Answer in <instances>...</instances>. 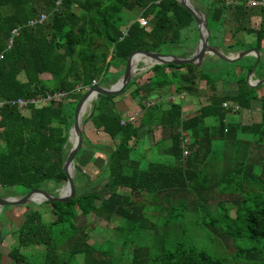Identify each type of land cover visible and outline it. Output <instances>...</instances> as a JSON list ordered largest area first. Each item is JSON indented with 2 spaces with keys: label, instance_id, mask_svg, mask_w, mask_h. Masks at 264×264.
Segmentation results:
<instances>
[{
  "label": "trees",
  "instance_id": "1",
  "mask_svg": "<svg viewBox=\"0 0 264 264\" xmlns=\"http://www.w3.org/2000/svg\"><path fill=\"white\" fill-rule=\"evenodd\" d=\"M57 1L0 0V190L12 189L8 195L19 196L17 187L23 189L21 195L35 189L56 195L66 182L62 166L70 149L73 107L84 89L92 81L114 84L134 51L173 54L169 49L180 45V32L196 27L176 0H60L56 7ZM206 1L198 10L206 15L210 45L211 28L220 35L227 19L233 21V38L244 31L248 15L244 0H235L231 11L228 0ZM41 14L47 17L43 24L28 26ZM139 16L146 19V28L136 21ZM246 31L255 33L259 49L264 26ZM227 49L235 51L237 46ZM253 63L249 60L235 72L231 83L235 93L222 95L216 86L219 81L227 84L221 80V67L153 66L132 78L120 95L130 89L133 99L142 100L136 124L127 120L121 124L119 96H98L84 124L89 121L112 146L89 143L84 126L82 137L85 150L105 155L107 197L86 188L65 203L46 202L55 217L50 223L38 210L26 213L14 232L17 246L8 253L10 264H114L113 246L119 242L123 264H264V151L257 154V149H264V95L258 102L255 88L245 83ZM200 82L205 84L206 103L185 116L178 98L183 94L197 98ZM60 92L66 98L29 105L24 113L8 103ZM170 92L175 99L165 108L146 102L152 95ZM224 102L243 110L257 103L260 121L241 124L230 119ZM156 129L166 161L152 159L154 147L143 154L136 149ZM182 134L189 139L187 157L182 156ZM81 178L77 174L74 184ZM21 207H5L2 213ZM91 214L109 225L117 219L110 227V232H117L115 240L90 242L87 228L78 220L85 222ZM187 219L204 227L225 250L230 243L234 253L226 252L227 259L211 257L179 239ZM175 227L182 234H176ZM251 242L262 245L245 247ZM35 248L41 250L32 251ZM1 259L0 253V264Z\"/></svg>",
  "mask_w": 264,
  "mask_h": 264
},
{
  "label": "rangeland",
  "instance_id": "2",
  "mask_svg": "<svg viewBox=\"0 0 264 264\" xmlns=\"http://www.w3.org/2000/svg\"><path fill=\"white\" fill-rule=\"evenodd\" d=\"M190 1L197 9L201 8V6L203 7L204 5L206 6L208 4V2L206 0H190ZM232 1L235 2V0H228L227 1L228 3H226L230 10L234 6ZM251 9L254 12L255 10H257V7H252ZM2 14H6L5 9L2 10ZM196 31H197V29L195 26H192L191 28L182 30L180 32V36H181L180 45L177 47H171L169 49V51L171 53H173L171 55L182 56V55H184V52L189 53L188 48L189 49L191 48L190 50H192L193 47H195L196 43L198 42V38H197L198 31L197 32ZM211 32H212V35L214 36V39L211 40V44H217L220 40V36L218 34L219 31L215 30L214 28H211ZM247 46H248L247 43L238 44L237 49L244 50V49L248 48ZM246 60H247L246 58H243L242 60H240L236 63L230 64V63H225V62L221 61L220 59H216L215 61H211L212 64L207 63L204 65V67L206 69H212L215 66L223 68V70L221 71V80H224V82H226L228 85L223 83L222 81H219L216 84L217 90H218V92L221 91L222 89H224L225 91H233L234 86L231 85V83L235 81V78H237V75H234V74H235V72L239 71V68L242 67V65H244ZM259 63L261 65L257 66V68H256V76L264 73V70H262V69H264V66L262 65L263 63H261V62H259ZM139 67H141L143 70L136 72L137 76H140L141 73L144 74L145 72H147L149 70V68H147V66H144L141 63L139 64ZM217 74H218V71L212 73V76L217 75ZM246 75H245V78H246ZM47 77H48L47 75L41 76L42 79H46ZM134 77H136V76H134ZM257 77H259V76H257ZM199 91H200L199 96L197 98H191L192 106L195 107L194 110H189L188 112H185L184 113L185 116L193 115L195 110H197L196 108H198V107H200L206 103L204 82H200ZM129 92H130V89L125 93V95L127 94V96H128ZM233 92H235V91H233ZM255 94L257 95V101L259 102V97L264 95V84L255 88ZM152 96H154L152 99L151 98L147 99L148 100V101H146L147 103L158 102V103L163 105L164 103L172 101L173 99H175V96H173L172 92H170V94H168L166 96H158V98L156 95H152ZM119 97H120V95H119ZM169 97H172V98L169 99ZM184 97H186V96H183V98ZM176 98H178V96ZM183 98H181V95H180L178 99H180V100L182 99V101H183L184 100ZM141 102H142V100H141ZM92 105L93 104L91 103L90 106L86 107L85 114L82 117V128L84 126V120L90 114ZM164 106H166V105H164ZM71 107H72V105H71ZM69 108H70V106H69ZM74 108H75V104H74L73 109ZM257 109H258V105H257V103H255L253 105L252 110L247 111L246 109H244L240 113L235 112V113H233L231 119H233L235 121L239 120L241 122V124H250L252 122H259L260 121V114L258 112L259 109L258 110ZM140 113H141L140 111L134 112L133 110H130L129 114H128L129 115L128 117L131 118L130 121H132L133 123L136 124V122L138 121L137 119L140 116ZM211 121H212V119H211ZM155 131L153 134H148L147 137L145 139H143L145 141L140 140L139 141L140 145L137 144L136 149L139 150V152H141L143 154L144 150H147L150 147H154L156 149V153H154L151 156L152 159L157 160V161H166L168 158L164 157V155L161 154L162 149H163V145L160 144V142H159L161 139V132L159 129H156ZM263 151H264V149H260V150L257 149V154H260V153L262 154ZM147 155H150V153H147ZM80 156H81V154L78 157H80ZM105 160H106L105 157L102 159H99L97 161V163L95 164L96 169L94 168L93 170H90L87 168L83 169L82 166H81L82 168L81 167L75 168V166H74V168H73L74 178L77 176V174H80L81 176H83V178H81L77 182V183H79L80 188L77 189L76 192L80 193V192H82L83 189L89 188L91 191L98 192L100 197H102V198L107 197L108 192H109V190H108L109 188L107 186V178L104 177L105 176L104 175V166H105V162H106ZM49 186L51 187V184ZM45 188H46V186H45ZM11 190H8V191L0 190V197H6V195L9 194V191L11 194V192H13ZM15 191L17 192V194L21 195L23 192V189L17 187V188H15ZM8 196L14 197L13 195H8ZM22 207L16 208V209L11 208V209H8L7 211L3 212V213H2V211L0 212V228H1V232H3L2 233L3 234V237H2L3 242L2 243L0 242V253L2 254V259H1L2 264H10V262H11L10 258H8V253L12 248H15L17 246L16 245L17 244L16 243V237L17 236L14 234V232H15L16 228L22 223L23 217L26 213H28L31 210H38V211L43 213V216H44V219L46 222L50 223V222L54 221L55 217L49 211V206L45 203H42L40 205L29 204L28 206H26V208H25V206L23 208ZM231 214H232V216L234 215L233 212ZM192 219L194 220L195 217L193 216ZM195 222L196 221H190L188 219L185 220L186 229H184V234L179 235L178 238L183 240L186 244L196 246L198 249L204 251L205 253H207L211 257H219V258L224 257L227 259L226 252H227L228 256H231L234 253L235 248L230 243L228 244L227 250H225V248L223 246H221V244L219 243V241L217 239L213 240V238H211V236H209L207 230L204 227H202L200 224H197ZM78 223L87 228V231L90 234V242H92V243H101L105 239H112V240L116 239L115 233H117V232H115V231H114L115 233L110 232V227L114 228V226L117 224V219H113V221L110 222L111 225H109V224H107V222L104 219H101L99 217H94L91 214L85 219V222L78 220ZM172 230H174L176 232V234H182L181 229L179 227H175ZM119 243H116L113 246V257H114L113 262H114V264L119 263L118 261H119L120 256H121ZM261 245L262 244L259 242H251L249 244H246L245 247L259 248V247H261ZM35 250L38 251L41 249L40 248L32 249V251H35ZM23 254H27V250H24ZM124 262H125L124 259H122V260L120 259L119 264H123ZM67 264H74V263L70 262ZM230 264H233V263H230ZM238 264H244V263H238Z\"/></svg>",
  "mask_w": 264,
  "mask_h": 264
},
{
  "label": "water",
  "instance_id": "3",
  "mask_svg": "<svg viewBox=\"0 0 264 264\" xmlns=\"http://www.w3.org/2000/svg\"><path fill=\"white\" fill-rule=\"evenodd\" d=\"M176 1L193 17L198 31V42L196 43L192 53L187 57H181L171 54H157L148 51H134L126 60L122 76L114 84L110 86L95 85L85 90L75 105L73 112V124L69 130L68 143L70 144V149L62 166V171L66 176L65 184L58 190L56 195L48 193L42 189H35L24 195L0 197V212L5 207L27 206L29 204L40 205L46 202L65 203L76 198L75 184L73 181V168L75 164V157L83 147L82 117L85 114L86 107L90 106L91 103L100 95L114 97L121 95L131 82L132 78L136 76V72L143 70L139 67L140 63L147 66L149 69L156 65H191L199 68L209 62L212 57L220 59L225 63L232 64L247 56H253L255 58V62L251 70L246 75L245 83L250 88H256L264 84V78L257 81L252 79L255 76L256 68L261 60L258 50L248 49L234 55H225L220 48L214 47L209 43L210 32L207 25L206 15L198 10L190 0ZM83 107H85V111L82 114ZM34 195L40 196V199L35 201L33 199ZM1 239L2 233L0 228V242Z\"/></svg>",
  "mask_w": 264,
  "mask_h": 264
},
{
  "label": "crops",
  "instance_id": "4",
  "mask_svg": "<svg viewBox=\"0 0 264 264\" xmlns=\"http://www.w3.org/2000/svg\"><path fill=\"white\" fill-rule=\"evenodd\" d=\"M249 1L250 0H244V7L246 8L247 13H248V15L246 17V20L244 22V26H245L244 31H239L237 34H235V38H233L232 37L233 36V21H231L230 19H227V21H225V24L223 25V32L219 35L220 38H222V39H220L217 44H212V46L220 48V50L225 55H234V54H237V53L241 52L242 49H237V50L233 51V50H230V49H227V48H230L233 45L237 46L238 44L247 43L248 44V46H247L248 48L244 49V50H248V49H256V50H258L259 56H260V59H261L260 62L263 63L262 65L264 66V39L261 41L260 48L258 49V48L255 47V45H256V43H255V35H254L255 33L248 34L247 31H246V29H251V30H254V31H258L261 26H264V6H257V5L249 6L248 5ZM254 1H260V0H254ZM226 3H228V2H226ZM232 3L235 5L236 2L232 1ZM252 7H257V10H255L253 12L252 9H251ZM231 10L229 9V11H231ZM229 17H230V15H229ZM194 48L195 47H193L192 50H194ZM244 50H242V51H244ZM189 53H190V50H189ZM245 58L247 59L246 63L249 60L251 62L255 61V58L253 56H247ZM216 59L217 58L212 57V58H210V61H215ZM262 70H264V69H262ZM166 72H168V70H166ZM257 76H259V77H257ZM257 76H256V72H255V76L252 79L254 81L262 79V78H264V73L261 74V75H257ZM133 89L134 88H132L131 91H133ZM233 91H235V87H234ZM233 91H225L224 89H222L221 91H219V94L222 95V94H226V93H230V94L235 93ZM168 94H170V93L164 94L163 96H166ZM184 96H186V97L183 98L184 99L183 101H182V99L181 100L179 99L181 101L182 105H183V113L188 112L189 110H194L195 107L192 106L191 97H189L187 95H184ZM170 98H172V97H169V99ZM140 103H141V100L133 99L130 96V92H129L128 96H127V94L126 95L123 94L122 96H120V97H118L116 99L117 109L121 113L122 119L127 120V121H130V119H131V118L128 117L129 116L128 114H129L130 110H133L134 112L135 111H140L141 112ZM167 104H168V102L164 103L163 107H164V105H167ZM247 111H249V110H247ZM258 112H259V110H258ZM232 115L233 114L229 115L230 119L232 118ZM83 132H84V136L87 139V141L89 143L93 144V145L98 144V145H105V146H109V147L112 146L110 139L107 136L101 135V133H99V132H95L94 127L90 124L89 121L84 124V131ZM104 156H105L104 154H101L99 152H95L93 150H87V149L85 150V148H84L83 153L76 160L77 167L80 168L82 166L83 169L87 168V169L93 170L96 167L95 164L97 163V161L99 159L104 158ZM79 188H80L79 183H76L75 184V189L77 190ZM83 190H85V189H83Z\"/></svg>",
  "mask_w": 264,
  "mask_h": 264
},
{
  "label": "built area",
  "instance_id": "5",
  "mask_svg": "<svg viewBox=\"0 0 264 264\" xmlns=\"http://www.w3.org/2000/svg\"><path fill=\"white\" fill-rule=\"evenodd\" d=\"M60 5V0H58L55 4L56 7H58ZM249 6H264V0H260V1H254V0H250L249 1ZM47 17L45 14H41L38 16V18H35L33 20H30L28 22V26H35L37 24H43L46 21ZM136 21L139 23L140 27L142 28H146L147 26V21L145 18L139 16ZM14 35L17 34L16 30H13L12 32ZM9 44H11V41H9ZM97 85L96 81H92V86ZM90 87V88H91ZM89 88H85L84 90H87ZM80 90L79 87L76 88V91L78 92ZM65 93H56V94H49L46 93L45 95H38L36 97L33 98H29V99H16V100H11L10 102H8L10 105H13L14 107H16L21 113H24L25 111H27V108L30 106H39V105H44V104H48L49 102H51L52 100H59V99H64L66 98ZM184 96V94H183ZM183 96L181 95V98H183ZM153 104V103H151ZM3 107V103L0 102V121H1V109ZM222 107L225 110H228L231 114L235 113V112H241L243 111V109H241L237 104L233 103V102H224L222 104ZM125 120L121 121V124H124ZM182 156L183 157H187L189 155V151L187 149V146L189 144V139L188 137H186V135L182 134Z\"/></svg>",
  "mask_w": 264,
  "mask_h": 264
},
{
  "label": "bare ground",
  "instance_id": "6",
  "mask_svg": "<svg viewBox=\"0 0 264 264\" xmlns=\"http://www.w3.org/2000/svg\"><path fill=\"white\" fill-rule=\"evenodd\" d=\"M136 59H137V58H136ZM136 59H134V60H136ZM84 111H85V107H83L82 114H83ZM33 199H34L35 201H38V200L40 199V196H38V195H34Z\"/></svg>",
  "mask_w": 264,
  "mask_h": 264
}]
</instances>
